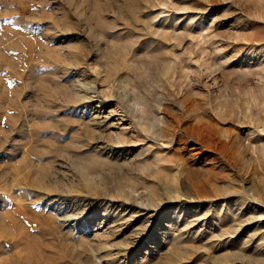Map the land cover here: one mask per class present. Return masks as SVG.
Returning a JSON list of instances; mask_svg holds the SVG:
<instances>
[{
	"label": "rangeland",
	"instance_id": "374dc122",
	"mask_svg": "<svg viewBox=\"0 0 264 264\" xmlns=\"http://www.w3.org/2000/svg\"><path fill=\"white\" fill-rule=\"evenodd\" d=\"M0 264H264V0H0Z\"/></svg>",
	"mask_w": 264,
	"mask_h": 264
}]
</instances>
